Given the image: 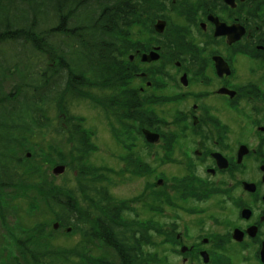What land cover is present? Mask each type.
I'll return each instance as SVG.
<instances>
[{
    "label": "trees",
    "instance_id": "obj_1",
    "mask_svg": "<svg viewBox=\"0 0 264 264\" xmlns=\"http://www.w3.org/2000/svg\"><path fill=\"white\" fill-rule=\"evenodd\" d=\"M174 3L0 0V264H54L71 259L78 264H166L160 256L145 252L153 244L147 231H155V226L152 220L141 218L139 200L119 201L111 207L115 198L109 191L114 184L108 174L121 173L90 162L97 149L92 143L95 133L72 108L89 102L109 121L114 138L129 152L143 139V128L160 130L165 121L157 111L169 102L154 98L151 89L149 93L147 88L140 90L144 86L137 83L147 81V69L138 59L131 61L130 55L137 50L147 52L158 38L153 31L156 18L160 13H173V25L170 23L164 38H158L169 53L168 60L183 61L185 56L192 59L193 66L204 67L203 53L193 45L196 41L187 25L195 22L199 11L224 6L222 0ZM235 15L252 32L246 54L255 53L264 62V0H246ZM179 50L185 51L184 56ZM37 55L42 59L34 62L32 57ZM142 70H146L145 79L139 77ZM256 104L264 105V93L249 105ZM257 115L264 118V109H258ZM175 126H187L185 118H176ZM209 126L224 133L215 124ZM176 134L166 135L172 149L170 152L169 141L164 149L170 153L179 140ZM57 164L66 167L61 183L50 173ZM71 173L74 178L69 177ZM188 185L198 188L193 182ZM195 191L186 196L180 193V197L186 202L199 198ZM29 192L34 193L30 211L22 215L17 200H27ZM42 205L53 219L40 218ZM151 208V204L147 206L150 213L162 215V208ZM60 231L78 235L80 242L67 250L52 247L51 238ZM94 239L116 261L108 255L93 258L88 248ZM83 242L88 243L84 256Z\"/></svg>",
    "mask_w": 264,
    "mask_h": 264
},
{
    "label": "flooded vegetation",
    "instance_id": "obj_2",
    "mask_svg": "<svg viewBox=\"0 0 264 264\" xmlns=\"http://www.w3.org/2000/svg\"><path fill=\"white\" fill-rule=\"evenodd\" d=\"M245 1L238 0L237 9ZM173 2L177 4V0ZM222 4L224 6L217 8L216 11H199L193 18L195 22L187 25L190 36L196 41L193 45L197 51L203 53L205 66L199 64L201 70L198 73H193L196 67L185 59L168 60L169 53L161 39H158L164 38L166 30L173 22V13H160L156 18L153 31L158 38L154 39L155 41L147 49V54L157 51L160 55L159 60L147 62V92L149 93L148 90L151 89L154 98L169 100L165 96L158 95L157 92L167 87V84L165 85L160 79L164 75V68H173L177 70L178 79L170 81L175 85L173 90L182 91L178 98L180 100H185L187 97L195 98V102L188 110H177L178 114L185 118L188 126L170 132L178 131L183 134L174 145L176 152L173 149L172 153L177 156L176 161L180 159L192 174L187 177V179L192 178L189 182L198 184L196 189L189 185V191L196 190L194 195L199 196L202 191L208 189L205 194L208 197L192 199V206L188 210L178 209L182 214L178 212L171 215L167 210L164 211L163 219L166 224L172 220L165 232L166 252L163 259L166 260V264H170V259H181L183 264H264V121L262 124H258L259 122L248 124L256 126L253 130H240L242 135L238 139L230 123L208 117L212 111H226L230 108L235 114L257 115L258 110L253 108L255 105L249 104L264 93L262 81L264 72L256 67H252L256 72L254 69L249 72L255 80H258L261 87L252 82L253 80L247 81L240 77L238 67L234 63L237 57L256 60L257 56L246 54L245 51L252 37L250 31L236 45H229L227 39L221 38L224 42H217L222 43L217 45L218 50L206 42V40L211 41V32L214 40L215 32L214 25L208 20L209 16H217L222 21H227L233 14V10L225 0H222ZM165 9L166 7L163 10ZM159 21L165 23L163 32L156 27ZM257 48L261 50L262 46ZM239 51L245 54L240 55ZM216 56L224 59L230 71L218 75L214 62ZM156 65H159L161 71L160 68L157 69L158 67L153 68ZM236 73L238 78L234 86ZM194 85L201 86L203 90L194 93L185 92ZM207 88L208 90H205ZM197 113L200 115L197 116ZM228 117L232 119L229 112ZM251 117L249 115L247 121H251ZM209 123L224 129V133L219 134L218 130H215V134L210 129ZM203 129H206L208 134L205 135ZM151 131L157 136L154 142L156 144L147 142V146L154 148L162 143L163 149L166 148L167 134L162 130ZM231 137L235 139L231 141ZM169 146L171 152V142ZM178 148L181 149L180 153H177ZM184 177L185 175L181 179ZM216 196L220 197L222 205L212 202ZM168 197L167 193L163 196V206L172 203ZM197 203L202 205L199 206ZM208 208L209 212H207ZM93 242L100 256L108 254L107 257L114 262L116 256L112 255L108 248L98 239H94ZM169 243L173 251L168 248ZM100 256L98 257L101 258Z\"/></svg>",
    "mask_w": 264,
    "mask_h": 264
},
{
    "label": "rangeland",
    "instance_id": "obj_3",
    "mask_svg": "<svg viewBox=\"0 0 264 264\" xmlns=\"http://www.w3.org/2000/svg\"><path fill=\"white\" fill-rule=\"evenodd\" d=\"M166 32L168 33L167 30ZM206 42L209 45H212V47L215 50H218L217 46L212 41L206 40ZM184 52H185L184 50H179V53L182 56H184L183 55ZM28 54H30V52H26V55ZM253 54L256 55L255 53ZM22 59L27 60V58L24 56H22ZM40 59L42 58L41 56L38 55L32 57V60L34 62H38ZM184 59L189 62H192V59L190 57L184 56ZM234 63H236L238 67V71H239L238 74L240 77L242 76L243 79L247 81L253 80L252 82L260 85L258 83V80H255V77L251 76L249 72H251V69H254L252 67L260 68L262 72H264V62L261 60V58L252 60L251 58L243 59L242 57H237L234 60ZM38 66H39L38 64L34 65L35 69L38 68ZM158 66L159 65H156L153 68H156ZM195 67L196 68L193 73H198L201 70L199 64H196ZM143 68L147 69V66L146 68L145 67ZM159 68L160 67H158L157 69ZM254 70L256 72V69ZM163 71H164V75H162L160 79L161 82L165 83V85L167 84L166 85L167 87L161 89L157 93L158 95L167 97V99H169L167 100L169 103H167L161 108H158L157 113L160 115V118L165 121V123L162 124L159 129L162 130V132L166 133L168 137H170L173 135V133H170L172 130L181 129V127L175 126L176 118L182 116L178 114L177 110H181V109H183L184 111L188 110L195 102L194 100L195 98L187 97L185 100H180L178 96L182 93V91L173 90V87H175V85L170 81L171 79H178L177 70L173 68H164ZM142 72L145 73L146 70L140 71V73ZM24 73H26V71ZM235 76L236 79L233 80L234 86L238 78L237 73ZM8 84H12V83L9 82ZM137 85L138 86L143 85L144 87H146L145 86L146 83L143 82L142 79L138 81ZM10 89H12V87L8 86V90ZM199 90H203V88L199 85H194L185 92L194 93V92H198ZM205 90H208V88ZM253 108L257 110L262 108L264 109V105L262 106L256 104V106ZM72 110L73 113H75L76 115L83 117L86 120V128L95 133V136L92 138V143L97 146V149L91 155L90 162L95 165L112 168L113 170L119 171L121 173L119 175H117V172L114 174L113 173L108 174V176H110V178L112 179V183L114 184L113 187L110 186V191H109L112 194L113 198H115V201L114 202L112 201L111 207L118 206L117 203H119V201L129 202L130 200H134V199H137V201L139 200L138 201L139 204L137 205V211L140 212L139 214L141 218L144 221L152 220L155 226V231L152 229L147 231V235L150 237V241L153 242V244L148 245V247L146 246L145 252L147 253L148 251L152 257L160 256V258L163 259L166 252V245L164 244L166 240L165 238V232L167 230L166 227H170L172 223L171 220L168 221V223L166 224L165 219H163L165 217L164 211L167 210L169 214L175 215L178 212L182 214L181 211H178V209L180 208L183 210L190 209L189 207L192 206V199L190 200L188 199L189 202H186L185 199H181L180 193L186 196L187 192H189L188 183L190 180H192V178L189 179H184V178H187L192 174L189 173L186 165L180 162L181 161L180 159H177L176 161L177 156L174 153L168 152L167 150H165L166 148L163 149L164 145L162 143H160L159 146L150 148L147 146V143L144 141L143 138L142 140L140 139L139 143L137 142L136 148L132 152H129L128 151L129 148L125 149L123 146H121L118 143L116 138H114L109 121L106 120L105 118H102L99 115V112L95 110L89 102L76 103L72 108ZM228 112L232 115V119L228 117ZM236 114L234 110L230 108L226 111H219V112L212 111L208 115V117H213L221 120L222 122L226 123L227 121L228 123H230L231 129L232 131H234L235 137H238V139L242 135V132L240 130L249 131V130H253L254 127L256 126V125H248V124L252 122H259L258 124H262L263 123L262 121H264L263 116H261L262 113L261 115L252 114L251 121H247L249 113H243L237 115ZM199 115L200 113H197V116ZM203 131L205 135L208 134L206 129H203ZM175 132L178 133L176 134L177 137H179L178 139H180V137L183 136V134L179 133L178 131ZM214 133L216 134V131H214ZM221 133L222 131L219 132V134ZM234 139L235 138L231 137V141H233ZM173 149L176 152V149L175 148ZM180 152L181 149L178 148L177 153ZM30 157H31V153H28V158ZM55 166L56 165H54L50 169V173L56 177L55 180L56 183H61L62 182L60 179L61 176L55 175L53 173V169L55 168ZM183 175H185V177L181 179ZM69 177L74 178V173H71ZM160 179H162L163 182L161 184H158ZM166 193L168 194L169 198L172 200V203H169L168 206H164L162 208V206L160 205H163V196ZM28 194L29 195L27 196V200H23V199L17 200L18 202L17 206L20 207L22 215L28 214V212L30 211L28 205H30L31 202L30 197L34 193L29 192ZM205 194L207 193L204 192L201 195L199 194V196L208 197ZM212 202L222 205L219 196H216L212 200ZM150 204L152 205L151 210L153 211L161 210L162 208V215L150 213L147 210V206H150ZM197 205L201 206L202 204L197 203ZM209 205H213V204H209ZM209 210L210 209L208 208L207 212H209ZM40 211L42 212V214L40 215L41 219H45L46 221L53 219V214L44 205L40 207ZM123 214L129 217L131 216L130 213L123 212ZM7 221H9V216H7ZM169 233H171V231H169ZM67 234L68 231H60L57 234H54L53 237L51 238V242H52L51 246L60 247L65 250H67L66 248L70 249L69 247L77 246V244L80 242V237L78 235L68 236ZM87 245H88L87 242H83V244L81 245L82 256H84L85 250L87 249L86 248ZM168 248L171 251H173V248L170 243ZM88 249L91 250V251L89 250L88 252L93 253L92 254L93 258H98V256H100V252L96 249V244L94 242L91 245H89ZM107 255L108 254H102L101 256H107ZM166 255L168 254L166 253ZM116 259L114 261H116ZM170 260H171L170 264H183L181 259L179 260L170 259ZM54 264H78V261H74L72 259L69 261L59 260L56 261ZM81 264H86V263L84 261H81Z\"/></svg>",
    "mask_w": 264,
    "mask_h": 264
},
{
    "label": "water",
    "instance_id": "obj_4",
    "mask_svg": "<svg viewBox=\"0 0 264 264\" xmlns=\"http://www.w3.org/2000/svg\"><path fill=\"white\" fill-rule=\"evenodd\" d=\"M225 1L229 5H231V4L234 5L235 4L234 0H225ZM209 20L212 21L215 24V26H216L215 35L217 37L218 36H226L228 38V40H229V43H234V42L240 40L245 34V28L242 27L241 25L234 24V25L229 27L227 24L221 23L217 19L209 18ZM156 27H157V29L160 32H163L164 23L163 22H159L156 25ZM158 59H159V54L156 53V52H152L149 55H147V53H143L142 56H141V61L145 62V63L156 61ZM214 60L216 62V68L218 70V73L220 75L226 73L227 72V65L223 61V59L218 57V58H214ZM142 76H145V75H142ZM143 134H144L146 140H148L149 142H153V141L157 140V136L154 135V134H151L146 129L143 130ZM217 156L221 157L220 155H217ZM65 170H66L65 166L59 165L53 170V172H54L55 175H61V174H63L65 172ZM58 227H59V224L55 223L54 224V228L58 229Z\"/></svg>",
    "mask_w": 264,
    "mask_h": 264
}]
</instances>
